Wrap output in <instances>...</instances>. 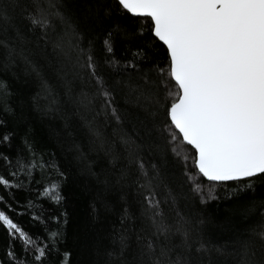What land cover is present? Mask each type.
Returning a JSON list of instances; mask_svg holds the SVG:
<instances>
[{"label":"trees","instance_id":"obj_1","mask_svg":"<svg viewBox=\"0 0 264 264\" xmlns=\"http://www.w3.org/2000/svg\"><path fill=\"white\" fill-rule=\"evenodd\" d=\"M52 2L55 7H50L48 0H42V7L50 13L53 25L48 29L47 41L41 38L40 29L29 31L31 25L25 16L32 8L27 6V0L23 14L21 8L4 0L8 20L2 22V26L7 31L0 32V38L12 37L9 42L18 50L23 49L36 67L33 72L19 57L8 67H0V81L6 82L10 93L7 103L0 105V120L4 122L0 135L11 133L9 142L0 143V153L13 164L18 156L27 160L34 153L37 160L54 162L59 169H37L31 178L24 174L13 178L9 172L15 169L0 160V175L20 185L11 189L0 187L3 198L0 210L6 211L41 246L51 243L52 232L59 234L58 251H49L43 264H62L65 252L70 253L69 264H140L137 236L150 234L151 226L140 215V197L133 183L135 170L127 186L114 183L113 173L118 174V168L125 163L122 137L141 145L139 155L146 166L159 167L162 183L158 198L163 200L169 191L175 198L174 203L168 200L161 204L164 221L172 225L173 230L181 223L191 232L196 247L202 241L208 248L206 253L200 254L193 248L187 256L190 264H240L239 251L244 241L250 242L257 264H264V242L253 235L264 229V176L252 181L216 183L195 174L192 166L195 151L189 145L181 146V154L188 156L187 164L172 154L168 134L162 131L167 122L163 111L141 98L139 92H129L123 86L115 90L114 106L119 121L112 117L107 121L102 117L93 120L94 113L80 108L74 102L80 91L78 81L73 82L71 96L67 94L64 81L73 80L69 57L75 59V53L65 56L53 47L65 32L68 33L64 40L65 51L69 38L84 48L91 42L99 61V72L110 85L113 81L130 80L140 85L145 95L158 93L163 103L166 93L158 87L160 77L153 69L164 67L168 57L165 47L152 36L150 21L123 12L116 0ZM17 31L24 37L22 42L14 39ZM109 33L113 55L120 62L117 68L104 64L103 41ZM136 53L140 55H134ZM130 61L135 68L125 66ZM146 74L156 86L144 83ZM41 81H46L53 89L58 101L54 107H50V98L42 92ZM168 86L173 87V82H168ZM85 121L92 122L99 137L89 133ZM74 144L80 146L101 180L108 177L113 182L110 187L105 188L95 177L85 173ZM112 155L121 157L116 168L110 164ZM187 175H193V180L202 186L203 196L193 191ZM49 183L59 185L62 195L59 203L40 195ZM209 191L214 198H209ZM125 209L130 218L122 220ZM121 234L127 237L128 244L123 257L119 255ZM160 243H164L163 239ZM168 243L173 247V258L183 253L178 234L172 235ZM10 250L15 253V260L9 258ZM20 261L38 264L33 249L25 250L21 240L0 226V264H20Z\"/></svg>","mask_w":264,"mask_h":264},{"label":"snow or ice","instance_id":"obj_2","mask_svg":"<svg viewBox=\"0 0 264 264\" xmlns=\"http://www.w3.org/2000/svg\"><path fill=\"white\" fill-rule=\"evenodd\" d=\"M48 3L50 7H55L52 0H48ZM116 3L123 12L149 20L152 36L167 51V64L153 69L160 77L158 87L166 93L164 102L161 103L158 93L149 92L145 95L141 86L130 80L113 81L110 85L108 79L99 72V61L91 42L84 48L69 38L68 50L65 51L64 40L68 36L65 32L53 47L60 49L65 56H69L70 52L75 53V59L69 57L73 80L64 81L67 94L71 96L73 82L78 81L80 91L74 102L80 108L94 113L93 120L102 117L107 121L112 117L119 121L120 116L114 106L115 90L123 86L129 92H139L141 98L163 111L167 122L162 131L168 134L172 154L187 164L188 156L181 154V146L191 145L195 150L192 157L195 174L211 182L252 181L264 176V0H116ZM9 4L21 8L22 14L26 10L25 0H9ZM27 6L32 8L25 16L31 25L29 31L40 29L41 38L47 41L48 29L53 27L50 13L42 7V0H27ZM5 11L4 0H0V32L7 31L2 26V22L8 20ZM55 15L59 16V13ZM61 20L63 22V17ZM11 39L0 38V67H8L19 57L35 72V65L28 60L23 49L18 50L9 42ZM14 39L22 42L24 37L17 31ZM103 46L106 54L104 64L117 68L120 62L113 55L111 33L104 39ZM125 66L136 67L131 61ZM143 79L145 84L156 86L155 82L147 79V74ZM168 82H173V87L170 88ZM41 90L50 98V107H54L58 101L46 81H41ZM8 94L6 82L0 81V105L7 103ZM3 123L0 120V126ZM85 126L90 134L100 136L92 127V122L85 121ZM10 139L11 133L0 135V143H7ZM121 143L126 150L125 163L118 168V174L113 173L114 183L127 186L135 170L133 183L136 185V195L140 197V215L151 226L150 234L137 236L140 264H190L187 256L191 255L193 248L198 254L206 253L208 248L202 241L196 247L191 232L181 223L173 230V226L164 221L161 204L168 200L174 203L175 198L170 191L163 200L158 198L162 183L159 167L156 164L146 166L139 155L141 145L131 138L122 137ZM27 146L31 149V145ZM73 148L85 173L95 177L105 188L110 187L113 182L108 177L101 180L92 170V162L80 150V146L74 144ZM120 159L118 155L111 156L113 168H116ZM0 160L10 169H15L9 172L13 178L21 174L31 178L37 169L59 170L54 162L37 160L34 153L27 160L18 156L14 164L9 157L0 153ZM187 178L192 183L193 191L203 196L204 190L193 180V175H187ZM0 187L11 189L20 185L0 175ZM40 195L56 203L62 200L57 183H49ZM208 196L214 198L211 191ZM2 200L0 197V202ZM128 218L130 215L125 209L122 220ZM0 226L21 240L25 250L33 249L34 260L38 264H43L49 251H58L56 239L59 234L56 232L50 234L49 245L41 246L4 210H0ZM177 234L181 237L183 253L173 258V247L168 241ZM253 235L264 242V229ZM161 239L164 243H160ZM127 248V237L121 234V257ZM8 256L12 260L16 259L11 250ZM239 257L240 264H257L255 252L248 241L241 244ZM69 259L70 253H63L62 264H69ZM20 264L24 262L20 261Z\"/></svg>","mask_w":264,"mask_h":264},{"label":"water","instance_id":"obj_3","mask_svg":"<svg viewBox=\"0 0 264 264\" xmlns=\"http://www.w3.org/2000/svg\"><path fill=\"white\" fill-rule=\"evenodd\" d=\"M191 147V145H189ZM192 148V147H191ZM193 149V148H192ZM194 150V149H193ZM195 151V150H194ZM206 181H209L208 179L204 178ZM211 182V181H209ZM228 182H231V181H228ZM216 183H224V182H216Z\"/></svg>","mask_w":264,"mask_h":264}]
</instances>
